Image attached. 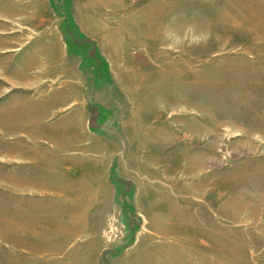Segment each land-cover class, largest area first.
<instances>
[{"label": "rangeland", "instance_id": "rangeland-1", "mask_svg": "<svg viewBox=\"0 0 264 264\" xmlns=\"http://www.w3.org/2000/svg\"><path fill=\"white\" fill-rule=\"evenodd\" d=\"M0 264H264V0H0Z\"/></svg>", "mask_w": 264, "mask_h": 264}]
</instances>
